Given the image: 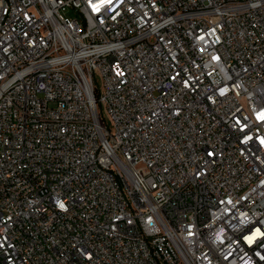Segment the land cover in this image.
<instances>
[{"label":"built area","instance_id":"1","mask_svg":"<svg viewBox=\"0 0 264 264\" xmlns=\"http://www.w3.org/2000/svg\"><path fill=\"white\" fill-rule=\"evenodd\" d=\"M0 264H264V0H0Z\"/></svg>","mask_w":264,"mask_h":264},{"label":"rangeland","instance_id":"2","mask_svg":"<svg viewBox=\"0 0 264 264\" xmlns=\"http://www.w3.org/2000/svg\"><path fill=\"white\" fill-rule=\"evenodd\" d=\"M65 15H67L69 17H73V15H74L73 10L69 9L68 12Z\"/></svg>","mask_w":264,"mask_h":264}]
</instances>
